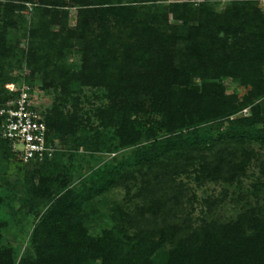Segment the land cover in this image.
I'll return each instance as SVG.
<instances>
[{"label":"trees","instance_id":"obj_1","mask_svg":"<svg viewBox=\"0 0 264 264\" xmlns=\"http://www.w3.org/2000/svg\"><path fill=\"white\" fill-rule=\"evenodd\" d=\"M69 1L78 8L74 27L68 24L66 0L0 1V57L5 59L12 52L7 26L22 17L19 12L28 9V3L33 4L36 18L29 26V49L20 62L25 58L32 74L53 65L50 74L67 86L78 74L62 64L66 51L79 45L94 55L102 82L120 98L109 112L99 110L103 124L115 125L119 144L134 149L117 164L94 171L79 187H68L63 180L53 195L42 184H31L27 203L50 204L21 258L16 259L12 247L0 246V264H264V216L248 210L232 221L193 224L178 212L182 211L183 184L173 178L197 160L202 170L241 171L251 154L245 144H264L263 11L253 0H230L223 11L210 0ZM52 24L59 25V30H51ZM145 36L154 43L159 40L163 50H155L152 44L133 46V40ZM175 43L187 46L177 66L162 62L164 47ZM155 59L157 72L144 75ZM127 63L138 67L136 78L127 77ZM226 78L240 79L251 89L242 99L227 94L222 85ZM16 96L7 89L0 108ZM250 104L248 115H237ZM43 114L51 142L57 134L69 132L76 121L75 115L62 119L57 108ZM55 115L61 119L54 121ZM155 125L166 133L136 146L141 132L152 134ZM104 146L114 145L101 142L94 147ZM0 148L16 156L9 141L0 138ZM63 154L59 147L51 157L30 163L53 165ZM130 167L142 176L137 193L142 205L130 213L120 209L115 216L119 223L90 234L86 224L93 218L84 207L107 192ZM154 167L158 169L155 176L151 175ZM143 168H149L148 173Z\"/></svg>","mask_w":264,"mask_h":264},{"label":"rangeland","instance_id":"obj_2","mask_svg":"<svg viewBox=\"0 0 264 264\" xmlns=\"http://www.w3.org/2000/svg\"><path fill=\"white\" fill-rule=\"evenodd\" d=\"M128 1L116 0L115 3L123 4ZM182 1L199 3L203 0H161L160 2L167 4ZM210 1L218 11H223L230 2V0ZM253 1L264 13V0ZM66 4L65 8L69 11L68 24L74 27L78 8L72 6L69 0H66ZM27 6L28 9L19 12L22 17L18 18L14 25L6 28L7 45L12 52L5 59L0 57V102L6 97L7 85L14 83L18 87L25 84L30 87L42 114L48 109L57 108L63 113L62 119L68 121L75 115L76 121L73 122L74 126L69 132L57 134L58 138L55 141L64 154L56 164H22L17 156L10 155L0 148V246L12 247L17 260L30 247L35 226L50 204L48 202L46 206H36L27 203L31 184L34 186L42 184L43 188H48L53 195L58 192L63 180L67 181L68 187H79L94 171L105 165L117 164L122 157L129 155L134 149V146L119 144L120 139L115 137V125L103 124L104 120L99 110L102 108L109 112L110 107L118 104L120 98L115 96L116 93L112 92L109 85L102 82L101 70L97 68L94 55L84 51L79 45H74L66 51L62 64L69 68L71 73L78 74L76 78L71 77L67 86L60 83V77L56 78L50 74L53 65L42 66L32 74V69L26 64L25 58L20 62V57H24L29 49V26L36 18L33 4L28 3ZM170 23L181 22L170 20ZM51 30L58 31L59 25L52 24ZM159 42L156 40L154 43L151 38L145 36L140 41L133 40L132 44L134 47L140 43L152 44L155 50L160 51L163 50V46ZM186 49L184 43L172 44L170 48L164 47L166 51L162 53V62L166 61L177 66ZM153 64L144 75L147 72L150 74L157 72L155 68L153 69L158 65L156 59ZM127 65L129 66L127 77L136 78L138 67H131L128 63ZM142 71L144 70H141V73ZM8 79L10 82L2 83ZM197 82L201 84L198 79ZM222 85L227 94H236L240 99L251 89V86H245L236 78H226L222 81ZM146 107L148 109L149 104ZM251 107L252 104L248 105L237 115H248ZM43 116L45 117V114ZM61 118L55 115L54 121ZM158 120L164 121V118L160 117ZM151 131L152 134L141 132L136 146L147 145L154 140V137L159 138L166 133L164 128L158 125H155ZM101 142L107 145L113 143L117 147L108 149L104 146L102 149H96L94 146ZM245 149L251 154L243 170L238 169L237 176L235 174L238 172L230 169L227 173L217 168L202 170L198 160L186 172L175 174L174 182L183 184L184 192L182 211L178 209V212L196 225L202 224L203 221H232L240 213L248 210L264 216V144L248 141ZM170 161L166 160V162ZM156 168L154 167L155 172L151 175L158 172ZM142 171L148 173L149 168H143ZM123 174L124 176L107 192L97 196L84 207L86 212L90 213L91 219L93 218L86 224L90 234L97 235L103 229L119 223L120 220H116L115 216L119 214L120 209L130 213L137 205H142L143 200L137 195L142 186L141 173L130 167L126 168ZM154 206L157 208V204ZM132 230L134 229L131 228L129 231Z\"/></svg>","mask_w":264,"mask_h":264},{"label":"built area","instance_id":"obj_3","mask_svg":"<svg viewBox=\"0 0 264 264\" xmlns=\"http://www.w3.org/2000/svg\"><path fill=\"white\" fill-rule=\"evenodd\" d=\"M7 88L17 96L0 108V138L10 142L11 151L23 163L43 161L47 155L51 157L59 145L48 139L45 117L30 87L10 83Z\"/></svg>","mask_w":264,"mask_h":264}]
</instances>
